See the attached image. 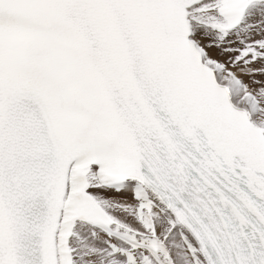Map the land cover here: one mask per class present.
I'll use <instances>...</instances> for the list:
<instances>
[{"label": "snow or ice", "instance_id": "6c2138e0", "mask_svg": "<svg viewBox=\"0 0 264 264\" xmlns=\"http://www.w3.org/2000/svg\"><path fill=\"white\" fill-rule=\"evenodd\" d=\"M0 264H264V0H0Z\"/></svg>", "mask_w": 264, "mask_h": 264}]
</instances>
